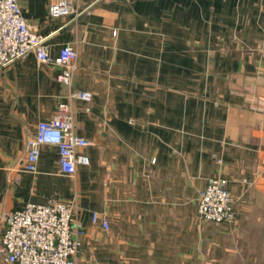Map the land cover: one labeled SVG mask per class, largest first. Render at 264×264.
<instances>
[{
  "label": "crops",
  "instance_id": "obj_1",
  "mask_svg": "<svg viewBox=\"0 0 264 264\" xmlns=\"http://www.w3.org/2000/svg\"><path fill=\"white\" fill-rule=\"evenodd\" d=\"M18 0L50 57L70 43V87L34 53L0 68V236L6 212L77 193L84 230L76 264H264V0ZM89 90L84 102L70 94ZM90 144L74 176L42 145L23 169L26 141L58 102ZM221 158L222 163L216 162ZM228 178L235 220L197 215L200 190ZM108 228L91 224V212ZM0 264H7L0 258Z\"/></svg>",
  "mask_w": 264,
  "mask_h": 264
},
{
  "label": "built area",
  "instance_id": "obj_2",
  "mask_svg": "<svg viewBox=\"0 0 264 264\" xmlns=\"http://www.w3.org/2000/svg\"><path fill=\"white\" fill-rule=\"evenodd\" d=\"M48 13L53 18L72 15L80 10L72 0H60L49 5ZM34 53L40 63H55L60 66L56 79L71 86L76 71V48L67 43L57 56L48 52L45 36L36 32L21 14L18 0H0V68ZM89 102L92 93L78 90L70 94ZM90 141L75 132L71 105L58 102L52 116L39 121L36 133L26 141V156L23 169L36 172L39 149L42 145L57 148L59 171L74 176L78 165H87L86 153L78 151ZM218 164L222 163L217 158ZM228 178L222 174L211 177L200 190L197 200V215L215 224L235 220L234 199L228 187ZM4 230L0 236V258L7 264H76V256L82 245L84 230L78 223L77 193L68 201L48 198L45 203L27 202L20 209L11 210L3 216ZM91 224L108 228L105 218L97 212L90 215Z\"/></svg>",
  "mask_w": 264,
  "mask_h": 264
},
{
  "label": "rangeland",
  "instance_id": "obj_3",
  "mask_svg": "<svg viewBox=\"0 0 264 264\" xmlns=\"http://www.w3.org/2000/svg\"><path fill=\"white\" fill-rule=\"evenodd\" d=\"M253 2L254 0H219V2H221V4L223 3H229V5L231 6V8H239L240 4L244 3V2Z\"/></svg>",
  "mask_w": 264,
  "mask_h": 264
}]
</instances>
